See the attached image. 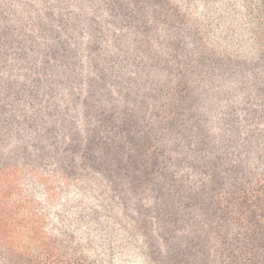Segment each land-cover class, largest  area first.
<instances>
[{"label": "trees", "instance_id": "1", "mask_svg": "<svg viewBox=\"0 0 264 264\" xmlns=\"http://www.w3.org/2000/svg\"><path fill=\"white\" fill-rule=\"evenodd\" d=\"M264 264V0H0V264Z\"/></svg>", "mask_w": 264, "mask_h": 264}, {"label": "rangeland", "instance_id": "2", "mask_svg": "<svg viewBox=\"0 0 264 264\" xmlns=\"http://www.w3.org/2000/svg\"><path fill=\"white\" fill-rule=\"evenodd\" d=\"M134 262L132 264H150V262L148 261H144L142 259H136V260H133Z\"/></svg>", "mask_w": 264, "mask_h": 264}]
</instances>
